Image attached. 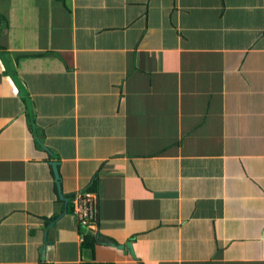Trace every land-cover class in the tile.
Returning <instances> with one entry per match:
<instances>
[{
  "label": "crops",
  "instance_id": "1",
  "mask_svg": "<svg viewBox=\"0 0 264 264\" xmlns=\"http://www.w3.org/2000/svg\"><path fill=\"white\" fill-rule=\"evenodd\" d=\"M0 264H264V0H0Z\"/></svg>",
  "mask_w": 264,
  "mask_h": 264
},
{
  "label": "built area",
  "instance_id": "2",
  "mask_svg": "<svg viewBox=\"0 0 264 264\" xmlns=\"http://www.w3.org/2000/svg\"><path fill=\"white\" fill-rule=\"evenodd\" d=\"M75 219L85 229L97 223L98 198L88 191H80L74 195Z\"/></svg>",
  "mask_w": 264,
  "mask_h": 264
},
{
  "label": "water",
  "instance_id": "3",
  "mask_svg": "<svg viewBox=\"0 0 264 264\" xmlns=\"http://www.w3.org/2000/svg\"><path fill=\"white\" fill-rule=\"evenodd\" d=\"M35 136L37 137L36 131H35ZM46 150H48V149H46ZM52 165H53V170H54V173H55V178L57 180V186H58L60 197H61L62 200L66 201V199L64 198V196L62 194V191H61V177H60V174H59V171H58V163L57 162H53ZM97 239L99 241H101V237L99 235L97 236ZM104 245H106L108 247H111V248H115L116 250H119V251L129 252L134 259L137 258L136 254H135V251L133 250L132 243H128V244H126L124 246H118V245H114L112 242H107ZM44 249H46V247ZM43 257L45 258V251H43Z\"/></svg>",
  "mask_w": 264,
  "mask_h": 264
},
{
  "label": "trees",
  "instance_id": "4",
  "mask_svg": "<svg viewBox=\"0 0 264 264\" xmlns=\"http://www.w3.org/2000/svg\"><path fill=\"white\" fill-rule=\"evenodd\" d=\"M89 192H90V190H89ZM68 207H70V204H69ZM72 210H73V206H72ZM97 241L98 240H97L96 237L91 236V235H88L84 239L83 248L90 249V250L93 251L95 249V246L97 244Z\"/></svg>",
  "mask_w": 264,
  "mask_h": 264
}]
</instances>
